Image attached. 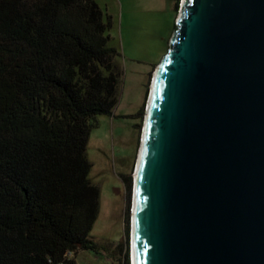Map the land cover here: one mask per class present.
<instances>
[{
    "label": "water",
    "instance_id": "obj_1",
    "mask_svg": "<svg viewBox=\"0 0 264 264\" xmlns=\"http://www.w3.org/2000/svg\"><path fill=\"white\" fill-rule=\"evenodd\" d=\"M177 23L149 98L133 264H264V0H184Z\"/></svg>",
    "mask_w": 264,
    "mask_h": 264
},
{
    "label": "trees",
    "instance_id": "obj_2",
    "mask_svg": "<svg viewBox=\"0 0 264 264\" xmlns=\"http://www.w3.org/2000/svg\"><path fill=\"white\" fill-rule=\"evenodd\" d=\"M112 25L96 0H0V264L110 251L91 236L101 192L87 150L118 104Z\"/></svg>",
    "mask_w": 264,
    "mask_h": 264
},
{
    "label": "rangeland",
    "instance_id": "obj_3",
    "mask_svg": "<svg viewBox=\"0 0 264 264\" xmlns=\"http://www.w3.org/2000/svg\"><path fill=\"white\" fill-rule=\"evenodd\" d=\"M96 1L105 18L112 17L110 43L121 52L124 73L114 114L97 117L87 150L93 164L90 177L101 192L99 217L91 236L110 251L100 250L97 254L81 250L76 260L77 264H124L122 259L129 226L132 264L134 173L142 145L147 102L155 72L172 47L183 0ZM129 178L130 188L127 185ZM121 243L124 246L119 252Z\"/></svg>",
    "mask_w": 264,
    "mask_h": 264
},
{
    "label": "bare ground",
    "instance_id": "obj_4",
    "mask_svg": "<svg viewBox=\"0 0 264 264\" xmlns=\"http://www.w3.org/2000/svg\"><path fill=\"white\" fill-rule=\"evenodd\" d=\"M156 76H157V74L155 75V78H156ZM154 78V79H155ZM153 83H154V80H153ZM153 83H152V85H153ZM152 85H151V89H152ZM151 105V104H150ZM150 105H149V102H148V108H147V111H149V109H150ZM147 113V112H146ZM147 128V125H145V129ZM144 134H145V130H144V132H143V138L145 137L144 136ZM142 147H141V150H140V152H139V155H138V161H137V164H136V169H135V173H134V177L136 178L135 179V182H137L138 183V181H139V173H140V166H141V159H142V155H141V153H142ZM137 189V188H136ZM134 211H136L135 209H134ZM134 219H135V214H134ZM133 243H134V246H135V240L133 241ZM134 254H135V251H134ZM135 257H136V255H135ZM134 260H135V258H134Z\"/></svg>",
    "mask_w": 264,
    "mask_h": 264
},
{
    "label": "clouds",
    "instance_id": "obj_5",
    "mask_svg": "<svg viewBox=\"0 0 264 264\" xmlns=\"http://www.w3.org/2000/svg\"><path fill=\"white\" fill-rule=\"evenodd\" d=\"M184 1V0H183ZM156 73V72H155ZM152 85V84H151ZM150 89H151V87H150ZM151 94V93H150ZM149 98H150V95H149ZM148 102H149V100H148ZM148 102H147V105H148ZM148 107V106H147ZM147 112V111H146ZM146 115H147V113H146ZM143 140V139H142ZM132 217H133V213H132ZM131 236H132V241H131V244H132V246H133V230L131 229ZM131 261H132V264H133V259H132V251H131Z\"/></svg>",
    "mask_w": 264,
    "mask_h": 264
}]
</instances>
